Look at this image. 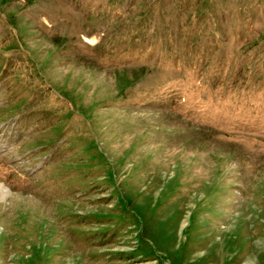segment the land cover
Segmentation results:
<instances>
[{"label": "rangeland", "instance_id": "1", "mask_svg": "<svg viewBox=\"0 0 264 264\" xmlns=\"http://www.w3.org/2000/svg\"><path fill=\"white\" fill-rule=\"evenodd\" d=\"M0 264H264V0H0Z\"/></svg>", "mask_w": 264, "mask_h": 264}, {"label": "bare ground", "instance_id": "2", "mask_svg": "<svg viewBox=\"0 0 264 264\" xmlns=\"http://www.w3.org/2000/svg\"><path fill=\"white\" fill-rule=\"evenodd\" d=\"M31 204H33V203H31Z\"/></svg>", "mask_w": 264, "mask_h": 264}]
</instances>
